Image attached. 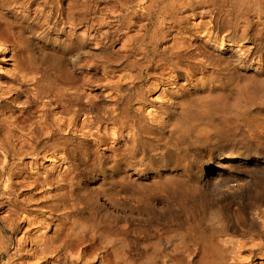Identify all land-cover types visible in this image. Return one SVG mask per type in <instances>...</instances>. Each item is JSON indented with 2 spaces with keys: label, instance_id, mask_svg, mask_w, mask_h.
<instances>
[{
  "label": "bare ground",
  "instance_id": "6f19581e",
  "mask_svg": "<svg viewBox=\"0 0 264 264\" xmlns=\"http://www.w3.org/2000/svg\"><path fill=\"white\" fill-rule=\"evenodd\" d=\"M56 1L44 0L51 4L45 15L38 7L25 12L22 1L0 0L1 44L23 48L40 27L54 30L61 53L28 57L38 74L33 96L52 95L63 106L117 117L124 136L98 155L89 146L105 137L78 129L72 117H53L30 130L38 140L56 136L72 158L83 148L59 200L76 196L78 205H92L91 198L103 194L112 207L96 206L98 238L83 226L62 230L68 257L91 256L90 249L78 251L91 241L101 250L100 264H232L248 243L264 249V219L258 222L260 213L264 218V0ZM91 38L101 46L92 50ZM89 69H101L106 78L136 71L121 76H128L126 85H113L120 95L116 114L107 113L104 94L85 89L93 82ZM85 169L90 177L106 172L108 186L81 190L78 176ZM206 177L224 190L252 186L249 219L248 207H211ZM196 193L198 203L192 202ZM253 231L262 243L242 239ZM257 261L264 264V253Z\"/></svg>",
  "mask_w": 264,
  "mask_h": 264
},
{
  "label": "rangeland",
  "instance_id": "374dc122",
  "mask_svg": "<svg viewBox=\"0 0 264 264\" xmlns=\"http://www.w3.org/2000/svg\"><path fill=\"white\" fill-rule=\"evenodd\" d=\"M19 1L26 5L23 8L25 12L32 14L34 7L42 9L45 15L50 12L51 4L45 5L44 0H35V5L33 0ZM93 16L95 20L98 17ZM252 19L256 21L258 17L252 15ZM44 28L45 26L39 28L41 34L36 38L30 36L28 46L23 48L0 42V54L1 47L5 48L4 58L0 60V264H100L101 250L96 241L79 246V252L89 249L92 251L91 256L82 261H74L68 257V250L64 249L61 242L62 230L69 232L81 226L98 238L100 228L93 225V216L98 218L101 212L96 206L98 203H106V206L112 209L103 194L92 197V205L89 200L78 205L76 196L69 197L66 203L58 198L61 189H64L66 177L69 176L70 163H81L83 148L72 158L67 146L54 142L56 136L38 140L30 130L40 124L52 123L53 117H72L75 123H78V129L83 126L82 131H98L105 137V142L101 145L89 146V149L97 151L98 155L110 153V147L117 146L124 136L119 134L120 124L114 122L117 117L99 118L96 113L81 111L78 105L63 106L62 103H55L52 95L33 96V84L38 74L30 69L28 57L33 56L36 60H41L61 53L60 44L52 38L57 37L53 34L54 30L47 31ZM83 32V29L77 31L81 35ZM90 42L92 50L101 46L96 44L93 38ZM119 46L120 43L115 49ZM127 73L135 75L136 71H116L106 78L101 69L87 70L93 82L86 84L85 89L105 95L108 114H116L120 104V95L113 89V85H126L128 76H121ZM144 79L153 78L145 74ZM112 130L115 135L111 133ZM73 134L79 135V132ZM17 136L20 138H16ZM105 173L90 177L86 169L80 171L78 178L81 190L85 187L97 188L102 184L108 186L103 178ZM174 173L178 174L180 170ZM210 179L205 178V190L211 196L210 206L224 210L237 207L242 210L248 207L249 219L254 211L249 201V196L255 193L253 187L248 185L247 189L244 187L239 190L236 187L224 190L215 187L216 184L212 187ZM200 200L199 194L193 195L192 202L198 203ZM159 202L161 199H158L156 205L159 206ZM259 207L264 211V202ZM261 215L262 213L258 215L259 223L264 219ZM250 237L263 242L255 231L242 239L248 243ZM243 248V255L237 258L232 256V264H260L257 257L264 253L263 248L252 250L249 243ZM245 256L250 260L248 263L244 259Z\"/></svg>",
  "mask_w": 264,
  "mask_h": 264
}]
</instances>
